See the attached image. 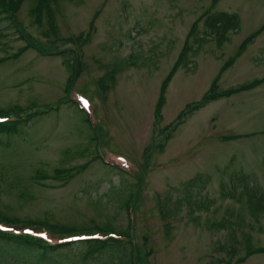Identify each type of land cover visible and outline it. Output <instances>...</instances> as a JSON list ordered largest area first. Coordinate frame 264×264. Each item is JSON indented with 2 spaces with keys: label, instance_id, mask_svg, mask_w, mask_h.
<instances>
[{
  "label": "rangeland",
  "instance_id": "obj_1",
  "mask_svg": "<svg viewBox=\"0 0 264 264\" xmlns=\"http://www.w3.org/2000/svg\"><path fill=\"white\" fill-rule=\"evenodd\" d=\"M32 6L24 0L16 18L38 38L42 53L26 49L0 63V108L37 104L52 110L21 125V132L0 136V212L76 228L110 225L119 231L132 225L140 264H264V217H252L243 204L221 197L222 185L231 189L233 174L246 175L264 195V83L210 101L175 123L217 76L218 90L264 76V29L237 54L241 41L264 24V0H58L52 8L59 37L90 32L71 52L81 64L68 85L63 58L50 53L66 45L41 35L29 14ZM211 10L237 13L239 28L227 32L221 44L212 37L186 53L156 114L161 82L195 22L196 35H203V15ZM23 44L15 26L1 20L0 57ZM130 53L138 55V64L118 73L110 88L98 87L106 64ZM64 87H73L76 103L91 99L92 126L79 108L64 103ZM55 103L56 109L49 106ZM166 127L168 137L155 136ZM58 168H71L73 177L31 179L37 170L52 175ZM197 173L208 178L200 194L214 205L195 212L200 224L189 219L186 207L169 215L166 234L159 200L175 196L180 183ZM130 191L131 216L122 205ZM231 212L227 229H207L208 222ZM84 251L62 249L38 260L0 246V264H107L106 255L84 259Z\"/></svg>",
  "mask_w": 264,
  "mask_h": 264
},
{
  "label": "trees",
  "instance_id": "obj_2",
  "mask_svg": "<svg viewBox=\"0 0 264 264\" xmlns=\"http://www.w3.org/2000/svg\"><path fill=\"white\" fill-rule=\"evenodd\" d=\"M24 0H0V21L3 19L9 20L11 24L15 26V29L18 33L19 39L24 41V45L19 48V50L10 56L0 57V63L6 61L10 58H17L18 55L28 49L34 48L38 49L37 51L42 53L41 48L37 45L39 41L38 38L34 37L31 33L27 32L24 29L23 24L17 20L16 14L23 3ZM33 6L29 10V14L32 16L34 23L40 27V33L45 38H47L51 43H55L58 41H63V43L72 42L77 46L85 43L84 38L90 33H86L85 36L79 37H69V38H60L55 21V14L52 8V4L57 2L58 0H32ZM72 1V0H70ZM203 26L204 31L202 32V36H197L196 32L198 28H195V23L192 26V32L188 33L186 41L184 43L183 48L178 54L177 59L175 60L169 74L163 79L159 88V95L156 102L155 113L158 114L159 110L164 104L165 101V89L171 80V77L175 70L186 60V53L189 51H194L197 49L196 45H200L208 38H216L217 43L221 44L225 39V35L227 32L231 30H237L240 26V18L239 15L235 12H226V11H206L203 15ZM91 29L93 24L90 25ZM264 29V24L260 26L257 30L248 35L245 39H243L238 47L237 54L244 50L249 43L254 40V37ZM193 40L190 42V38ZM66 49L55 50L54 52H50L53 54H62L63 56V64L66 67L69 77L67 79V85L70 83L72 77L76 74L75 70L80 66L81 61L78 56H71V53L68 52L66 54ZM49 53V54H50ZM138 55L136 54H128L121 58H116L115 60L108 62L105 66L107 70L104 72V75L99 79V85L101 89H108L115 83V78L118 73L122 70L126 69L129 66H136L138 64ZM230 61L227 62L221 69V71L229 65ZM217 76L214 78L211 83L209 89L203 94L199 102L193 103L186 111L182 112L176 118V124L182 120L183 117L188 115V111L197 110L200 107H203L210 101L216 100L222 97H228L237 92L245 91L252 89L259 85L260 83H264V77L259 79H254L249 82L240 84L236 87L218 90L217 88ZM67 88L64 89L65 93H67ZM55 108L54 106H51ZM48 106H46L45 112L47 111ZM40 109H37L34 105L21 107L18 105H14L8 108H0V136L6 135L11 136L13 134H17L21 132V125L32 124L33 119L38 113ZM40 110V111H43ZM50 110V109H49ZM38 113V114H36ZM88 117L84 115V122L90 124V121L87 119ZM173 124V123H172ZM169 127H174L173 125H169ZM157 132L155 133L156 137H160L161 139L168 137V127L165 129L157 128ZM166 130L167 133L164 131ZM264 163V162H263ZM54 174L49 175L47 173H43L40 170H37L34 174H32L31 179L36 183H39L44 178H52L59 181H67L72 178L74 173H72L71 168H58L55 169ZM138 176V175H137ZM235 174L230 177V190H224V185L221 186L222 194L221 197H229L234 201L243 204V207L247 210L252 217L262 215L264 217V195L262 193H258L256 189L253 187V184H249L243 175L238 184H233ZM208 178L206 175L202 173H197L194 176L188 178L187 180L180 183V189L176 190L177 193L175 196L164 197L159 200V212L163 221L165 222L164 228L166 234H169L170 231V223L167 219L169 215H173L178 213L183 207H186L187 214L189 219L194 224H200L198 220L197 214L195 212H207L214 205L215 200L213 198H209L207 196L201 195V190L204 189L207 185ZM41 183V182H40ZM137 189H140L138 187ZM239 189V190H237ZM133 192H129L124 200L122 201V205L126 211L129 212V206L131 197ZM0 212V222L4 223L6 226L10 227L11 230H2L0 229V246H6L10 248V250L18 254L29 255L38 260H49L54 258L55 255H58L62 249H73L80 251L85 248L83 258H94L102 255H106L107 258L106 263L108 264H138L137 260L134 258V246L136 243L134 242V237L130 234L131 226L128 224L124 230H114L110 225L103 227H73L62 224H48L45 220H30L26 219L21 221L16 217H4L1 216ZM232 212L228 217L221 218L219 220L211 221L206 224L207 229L209 230H220L227 229L231 225ZM23 227H28L30 229L39 230L44 227L50 234L51 237H55L53 241H46L40 237L32 235L30 233L22 232L21 229ZM13 230H19L18 232H14ZM110 232L116 233L120 237L113 238L108 236ZM92 235L99 234L103 235V238H83L77 240L70 241H62L63 238L73 236V235ZM146 239V237H144ZM128 248L127 250L125 248ZM263 248L254 249L248 251L247 253H252L254 251H261ZM139 251V248H138Z\"/></svg>",
  "mask_w": 264,
  "mask_h": 264
}]
</instances>
